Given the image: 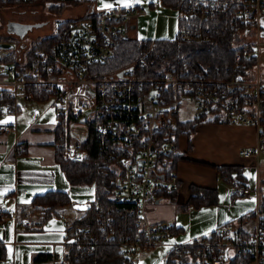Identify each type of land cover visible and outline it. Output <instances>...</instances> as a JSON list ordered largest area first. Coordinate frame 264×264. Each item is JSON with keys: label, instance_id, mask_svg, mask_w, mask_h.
<instances>
[{"label": "built area", "instance_id": "2783aa9c", "mask_svg": "<svg viewBox=\"0 0 264 264\" xmlns=\"http://www.w3.org/2000/svg\"><path fill=\"white\" fill-rule=\"evenodd\" d=\"M36 0H0L1 3L25 4ZM40 4V3H39ZM162 4L161 0L156 5ZM7 5V4H6ZM91 16H70L55 30V40L48 50L38 49L30 65L23 70L7 58L8 48L0 47V133L16 131V116L21 100L52 97L57 125H62L58 144L62 157L83 161L89 152L82 142L72 143L71 122L93 126L99 154L117 174L118 187L111 198L132 215L139 229L134 235L118 240L123 264L140 263L154 247L168 246L161 264H264V207L261 201V155L264 154V80L260 70L264 47V0H191L192 13L202 22L216 15H230L224 31L241 34L252 42L235 54L234 69L255 56L254 77L240 74L215 79L197 73L186 63L157 77L139 76L134 66L124 73L108 71L107 64L126 34L132 37L131 25L147 13L144 5H116L98 9L88 3ZM54 30L53 28L51 31ZM210 26L207 27V31ZM50 31V32H51ZM180 31V30H179ZM178 31V32H179ZM184 41L207 38L201 32L181 30ZM3 41L2 39L0 40ZM28 47V46H27ZM18 53L24 60L26 48ZM145 61H143V64ZM184 101H192L193 116L211 114L212 107L222 109V123L255 126L253 144L240 149L249 160L231 179L232 196L256 202L254 216L244 222L227 220L208 236L193 240L171 241L177 234L171 223H152L147 214L150 201L162 199L176 190L179 175L170 170L168 157L180 147L177 134L179 112ZM34 108L33 116H39ZM89 133V131H88ZM23 145H19L22 149ZM65 230L62 255L54 254V264H99L94 257L97 232L80 224L78 207L69 202L56 208ZM7 216L0 206V221ZM99 231L105 238L115 235L114 218L100 211L96 216ZM22 225H29L25 222ZM95 260V261H94Z\"/></svg>", "mask_w": 264, "mask_h": 264}, {"label": "crops", "instance_id": "0c3cea01", "mask_svg": "<svg viewBox=\"0 0 264 264\" xmlns=\"http://www.w3.org/2000/svg\"><path fill=\"white\" fill-rule=\"evenodd\" d=\"M150 5L160 7L164 4L150 2ZM174 11L179 19L178 9ZM168 16L171 19L172 15L168 13ZM133 24L136 27L132 36L137 37V19ZM43 99L46 98L21 100L16 116V131L0 133V206L7 216L5 221H0V264H54L53 255H62L65 251V230L56 208L67 203L58 205L50 215L33 204L35 196L57 189L60 165L57 154L62 153L58 146L61 136L57 134V124L38 123L41 114L39 108V116H33L34 108ZM256 135L253 125L222 122L199 124L191 140L187 135L180 134V147L176 152L183 156L176 170L179 184L170 195L172 200L182 204L177 210L190 209L191 205L187 209L184 206L190 197L192 185L215 188L219 198L221 179H225L216 166H243L249 163L239 150L253 144ZM20 144L23 145L22 149H19ZM218 198L214 204H218ZM71 201L76 204L70 196ZM90 207L91 202L83 209L78 208L77 215L85 216ZM148 208V218L152 223H169L168 220L175 218L174 214L167 213L168 205L161 203V199L150 201ZM229 219L232 220L229 216H225V219L219 217L216 224L218 226ZM25 222H29V225H22ZM171 224L176 225V222ZM183 230L180 227L178 233ZM145 259L133 264H143Z\"/></svg>", "mask_w": 264, "mask_h": 264}, {"label": "trees", "instance_id": "16d2710c", "mask_svg": "<svg viewBox=\"0 0 264 264\" xmlns=\"http://www.w3.org/2000/svg\"><path fill=\"white\" fill-rule=\"evenodd\" d=\"M40 0H36L38 3ZM55 2L49 6L51 11L61 14L67 7V4L74 6L79 5L85 0H54ZM162 4L178 9L179 30H193L208 34L207 38L184 41L180 38L179 32L174 38L155 37L147 39H139L138 37L122 38L115 48L114 55L107 64L108 71H118L126 67L134 66L136 73L143 77H157L171 68H180L186 63L191 68H194L197 73L207 74L215 79L232 78L240 74L245 79H251L255 75L253 68L256 64L255 56L244 60L241 70L234 69L235 54L243 47L253 49L252 42H247L241 34L232 33L230 29L224 31L226 23L231 22L230 15L219 14L207 19L206 23L202 22L201 17L192 13L189 7L191 0H161ZM33 3V2H32ZM25 3V4H32ZM9 3H1L0 6ZM82 14V15H81ZM74 16H91L89 10ZM70 20L66 16L64 20L59 21L56 28L46 35L31 42L25 50L24 60L19 61L18 53L14 50L10 52L7 60H10L20 70L28 67L35 56L38 49L48 50L55 40V30L59 28L61 22ZM210 30L207 31V27ZM1 40V37H0ZM143 61L145 63L143 64ZM264 80V77H263ZM222 116L221 107L215 105L212 107L211 114L195 116L188 120L178 119L177 134H185L191 140L196 132L197 126L204 122H219ZM262 123L264 124V109L262 110ZM57 134L61 136L62 125L57 126ZM83 148L89 152L88 158L83 161H72L64 159L58 152L57 160L64 168L68 179L72 183H90L96 182V197L91 202V207L81 220L80 224L89 225L97 232L98 244L91 258L97 260L99 264H123L124 257L122 256L118 240L124 235H134L140 228L132 215L124 213V207L114 201L111 195L118 187L117 174L112 166L104 160L99 154L98 138L95 134L93 126L90 125V130L87 138L82 144ZM170 170H177L178 162L183 159L181 153H173L169 157ZM221 176L226 181H231L234 173L241 171V165H219L216 166ZM264 178H261V201L264 207ZM175 190L167 192L166 195H173ZM218 193L215 188L199 187L192 185L191 194L188 198L185 209L192 203L197 205L203 203H216ZM70 202V196L67 191L54 189L44 194L34 197L33 204L35 207H42L47 215L54 212L55 208L60 204ZM100 211H103L114 218L116 228L115 235L112 239H107L99 231L96 216ZM254 216V210L242 215L239 219L244 222ZM173 225L175 233L179 232L180 227ZM2 249H0V257Z\"/></svg>", "mask_w": 264, "mask_h": 264}, {"label": "rangeland", "instance_id": "374dc122", "mask_svg": "<svg viewBox=\"0 0 264 264\" xmlns=\"http://www.w3.org/2000/svg\"><path fill=\"white\" fill-rule=\"evenodd\" d=\"M156 1L157 0H85V2L77 6L67 4V7L61 14L55 13L49 9L50 5L60 3V1L40 0V4H7L0 6V29L4 27L9 18L33 21L34 23L44 22L43 25L34 29L33 32L26 37V41L31 43L49 33L51 28H56L57 23L64 20L66 16L70 17L83 13L88 3L93 4L98 9L116 5L131 6L141 4L146 7L147 13L137 18L136 36L139 39L155 37L174 38L179 31L177 15L173 8L165 5L160 7L150 5V2L155 4ZM163 13H165V15ZM168 13L172 15L171 19ZM50 21H52L51 24ZM8 49L9 51L15 50L13 48ZM260 70L262 77H264V47L261 48ZM53 100L52 97H49L37 103L36 107L41 110L40 118L37 121L38 123L44 125H47V123L50 125L57 124L58 120L52 106ZM193 104L192 101H184L182 103L179 112V117L182 120H188L193 116ZM70 131L73 136L72 143H74L85 140L89 130L86 124H77L72 121L70 124ZM260 160V175L261 178H264V154L261 155ZM58 169L57 189L67 191L76 202L78 208L83 209L87 207L96 197V182L72 183L61 165H58ZM262 186L264 190V184ZM219 194L218 204L203 203L197 206L196 203H192L188 211L182 209L177 210L182 204L178 202V200H172L170 195H164L161 199V203H166L168 205L167 213L174 214L173 217H175L168 220V222H176L177 226L184 228V230L177 233L171 241L193 240L208 236L216 228L219 217L220 219H225V216H229L233 222L238 223L242 215L249 213L256 207V202L251 198L241 199L233 197L231 182L229 181L221 179ZM147 211H149V208ZM219 212L220 216H218ZM168 250L169 248L166 245L152 248L144 255V257H147H145L146 259L144 258L145 261L143 264L160 263Z\"/></svg>", "mask_w": 264, "mask_h": 264}, {"label": "flooded vegetation", "instance_id": "af4514ba", "mask_svg": "<svg viewBox=\"0 0 264 264\" xmlns=\"http://www.w3.org/2000/svg\"><path fill=\"white\" fill-rule=\"evenodd\" d=\"M88 8L89 6L87 4L86 9ZM51 23L52 21H50V24ZM26 24H31L32 26L24 32V25ZM33 24V21H23L15 18H9L6 21L4 27L0 29V37L3 40L2 42L12 43L13 49H15L16 51H21L23 48L27 47L30 44L28 41H26V37L30 35L34 29L39 27L33 26Z\"/></svg>", "mask_w": 264, "mask_h": 264}, {"label": "water", "instance_id": "95a60500", "mask_svg": "<svg viewBox=\"0 0 264 264\" xmlns=\"http://www.w3.org/2000/svg\"><path fill=\"white\" fill-rule=\"evenodd\" d=\"M44 22H40V23H34L33 24V26H41L42 24H43ZM25 27H24V32L29 28V27H31L32 25L31 24H26V25H24ZM136 27V24H132L131 25V28H135ZM24 34V33H23ZM130 37V35L129 34H126L125 36H124V38L125 39H127V38H129ZM0 47H3V48H12L13 47V44L12 43H7V42H1L0 41ZM130 69H131V67H130ZM124 73V70H121V71H119V75H122Z\"/></svg>", "mask_w": 264, "mask_h": 264}]
</instances>
